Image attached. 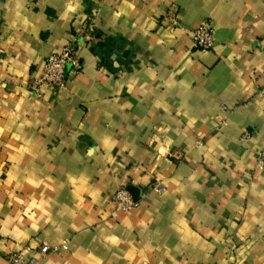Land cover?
I'll return each instance as SVG.
<instances>
[{"label":"crops","instance_id":"crops-1","mask_svg":"<svg viewBox=\"0 0 264 264\" xmlns=\"http://www.w3.org/2000/svg\"><path fill=\"white\" fill-rule=\"evenodd\" d=\"M261 150L264 0H0V264H264ZM122 186L139 208L112 219Z\"/></svg>","mask_w":264,"mask_h":264},{"label":"built area","instance_id":"built-area-1","mask_svg":"<svg viewBox=\"0 0 264 264\" xmlns=\"http://www.w3.org/2000/svg\"><path fill=\"white\" fill-rule=\"evenodd\" d=\"M191 44L194 50L200 52L209 51L214 47V31L209 23L204 22L194 28L192 31ZM67 68L72 71L78 68L76 47L73 42H68L61 48L59 53L52 54L45 60L41 72L28 81V89L37 97L46 87L58 90L63 89L68 76ZM262 92L263 91H261V93ZM221 110H228V107L222 106ZM248 135L247 132H244L241 136V141H244ZM172 157L175 160H180L182 156L180 152L176 151L172 154ZM256 168L264 173V150L258 151L257 153ZM149 190L155 194H161L165 191V187L161 182H155L150 186ZM111 202L114 206L110 214L112 219L116 218L119 213H128L139 208L140 204L139 200L134 199L132 194L124 186L116 190L111 197ZM51 250L58 251L59 247L50 248L48 245L42 244L38 251L40 255H45ZM6 264H41V261L36 257H29L19 252L9 255Z\"/></svg>","mask_w":264,"mask_h":264},{"label":"water","instance_id":"water-1","mask_svg":"<svg viewBox=\"0 0 264 264\" xmlns=\"http://www.w3.org/2000/svg\"><path fill=\"white\" fill-rule=\"evenodd\" d=\"M127 190L132 194L134 199H137L138 190H136L135 193H134V189L132 187L131 188H127Z\"/></svg>","mask_w":264,"mask_h":264}]
</instances>
